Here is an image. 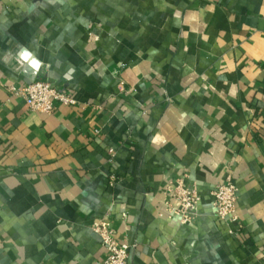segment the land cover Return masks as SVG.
<instances>
[{
	"label": "crops",
	"instance_id": "1",
	"mask_svg": "<svg viewBox=\"0 0 264 264\" xmlns=\"http://www.w3.org/2000/svg\"><path fill=\"white\" fill-rule=\"evenodd\" d=\"M31 59L77 105L12 95ZM104 218L129 264H264V0H0V264H101Z\"/></svg>",
	"mask_w": 264,
	"mask_h": 264
},
{
	"label": "built area",
	"instance_id": "2",
	"mask_svg": "<svg viewBox=\"0 0 264 264\" xmlns=\"http://www.w3.org/2000/svg\"><path fill=\"white\" fill-rule=\"evenodd\" d=\"M12 95H22L26 98L29 109L44 113H53L60 105L75 106L78 99L69 91L46 80H33L22 87H10ZM114 180V176L111 177ZM168 193L180 203L177 214L184 224H190L193 220V211L197 210L200 198L195 191L187 187L183 181L176 186L170 185ZM214 213L220 220L229 223L236 216V205L238 200V187L228 179L217 185L213 191ZM111 220L104 218L95 224V231L101 236L106 256L101 264H129L131 245L118 240L115 230L111 226Z\"/></svg>",
	"mask_w": 264,
	"mask_h": 264
},
{
	"label": "water",
	"instance_id": "3",
	"mask_svg": "<svg viewBox=\"0 0 264 264\" xmlns=\"http://www.w3.org/2000/svg\"><path fill=\"white\" fill-rule=\"evenodd\" d=\"M39 65H40V63L38 61H36L35 59H31L27 65V67H26L27 72H28V70H30L28 72V75H29V78H32V80L36 79L35 75H36V72H37Z\"/></svg>",
	"mask_w": 264,
	"mask_h": 264
}]
</instances>
